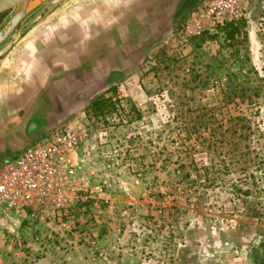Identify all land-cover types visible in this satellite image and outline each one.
Wrapping results in <instances>:
<instances>
[{
	"label": "rangeland",
	"instance_id": "rangeland-1",
	"mask_svg": "<svg viewBox=\"0 0 264 264\" xmlns=\"http://www.w3.org/2000/svg\"><path fill=\"white\" fill-rule=\"evenodd\" d=\"M243 13L234 40L167 34L109 75L113 110L70 119L94 133L78 154L86 209L66 226L1 220L0 264H264V0ZM11 19L0 13V33ZM238 84L259 97L228 94Z\"/></svg>",
	"mask_w": 264,
	"mask_h": 264
},
{
	"label": "crops",
	"instance_id": "crops-1",
	"mask_svg": "<svg viewBox=\"0 0 264 264\" xmlns=\"http://www.w3.org/2000/svg\"><path fill=\"white\" fill-rule=\"evenodd\" d=\"M55 1L57 8L29 25L36 6ZM201 1L21 3L20 11L32 7L28 28L16 30L0 44V165L47 138L56 126L83 118L88 105L104 95L115 69L137 67L153 44ZM16 11L17 6L11 8V18ZM132 54H137L136 60ZM71 83L78 87L75 95Z\"/></svg>",
	"mask_w": 264,
	"mask_h": 264
},
{
	"label": "built area",
	"instance_id": "built-area-1",
	"mask_svg": "<svg viewBox=\"0 0 264 264\" xmlns=\"http://www.w3.org/2000/svg\"><path fill=\"white\" fill-rule=\"evenodd\" d=\"M249 0H202L166 36L184 40L204 32L217 33L243 16ZM91 126L71 120L56 126L44 140L25 148L0 165V221L13 217L21 223L66 226L90 196L78 185V154ZM10 214L12 216H10Z\"/></svg>",
	"mask_w": 264,
	"mask_h": 264
},
{
	"label": "trees",
	"instance_id": "trees-1",
	"mask_svg": "<svg viewBox=\"0 0 264 264\" xmlns=\"http://www.w3.org/2000/svg\"><path fill=\"white\" fill-rule=\"evenodd\" d=\"M238 21L228 23L225 26L220 27L218 29V32L215 34L221 33V34L225 35V38L227 40H234L236 35L239 33V28L237 26ZM207 35H211V34L204 32L202 35H200L201 36L200 38H205ZM248 72L252 73L255 77H257L259 81L263 80V78H261L259 76L258 70L255 69L254 67L249 68ZM229 85H231V82L229 83ZM229 85H228V94H230V93L234 94L236 92V90H239V92H241V95L243 97H249V99H250L249 102H251V97L257 98L260 95L259 94L260 93L259 86H255V85L251 86L250 84L249 85L247 84L245 86L244 84H238V85H235V87H233V88L231 87L229 90ZM247 92H249L250 95L246 94ZM241 95H240V97H241ZM226 97H228V95H226ZM114 104H115V102L113 101V99L111 97L100 96V97H97L96 99H94L88 105V107L86 109L89 111V113L92 116L99 117V116H104V115L110 113L114 108ZM22 224H24V223H22Z\"/></svg>",
	"mask_w": 264,
	"mask_h": 264
},
{
	"label": "water",
	"instance_id": "water-1",
	"mask_svg": "<svg viewBox=\"0 0 264 264\" xmlns=\"http://www.w3.org/2000/svg\"><path fill=\"white\" fill-rule=\"evenodd\" d=\"M25 1H29V0H0V13L7 9L17 6V11L15 15L9 21L5 29L2 30V32L0 33V41L10 33L13 27L20 21V18L24 15L27 9L26 10L23 9L20 11L18 10V6Z\"/></svg>",
	"mask_w": 264,
	"mask_h": 264
},
{
	"label": "bare ground",
	"instance_id": "bare-ground-1",
	"mask_svg": "<svg viewBox=\"0 0 264 264\" xmlns=\"http://www.w3.org/2000/svg\"><path fill=\"white\" fill-rule=\"evenodd\" d=\"M28 2V1H27ZM23 4V3H22ZM22 4H20V5H22ZM25 4H26V1H25ZM23 6V5H22ZM19 7V6H18ZM24 7V6H23ZM20 9V8H19ZM22 10V9H21Z\"/></svg>",
	"mask_w": 264,
	"mask_h": 264
}]
</instances>
